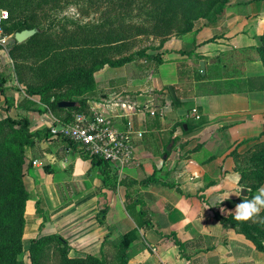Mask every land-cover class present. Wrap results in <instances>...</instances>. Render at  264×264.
I'll return each mask as SVG.
<instances>
[{
	"label": "crops",
	"instance_id": "obj_1",
	"mask_svg": "<svg viewBox=\"0 0 264 264\" xmlns=\"http://www.w3.org/2000/svg\"><path fill=\"white\" fill-rule=\"evenodd\" d=\"M263 31L264 0H230L219 19L164 49L161 63L145 76L123 81L122 70L108 66L103 80L95 73L91 114L111 117L121 131H144L134 135L133 159L122 169L94 163L80 146L50 136L48 127L62 122L65 111H25L30 130L37 131L24 149L31 231L39 224L46 232L70 227L76 245L97 252L103 242L109 248L132 231L128 264H264V250L215 217L234 215L238 203L264 187V179L256 184L250 178L256 168L249 161L264 142V88L256 81L264 67L255 51ZM175 50L189 54L191 76L182 81ZM201 60L205 74L196 77ZM18 97L6 107L21 113ZM176 97L180 104L173 103ZM148 177L153 181L142 186ZM126 185L140 199L134 211L144 210L146 222L126 211Z\"/></svg>",
	"mask_w": 264,
	"mask_h": 264
},
{
	"label": "trees",
	"instance_id": "obj_2",
	"mask_svg": "<svg viewBox=\"0 0 264 264\" xmlns=\"http://www.w3.org/2000/svg\"><path fill=\"white\" fill-rule=\"evenodd\" d=\"M57 0H0V8L8 12V19L2 21V27L7 34H14L23 29L40 28L42 31L35 33L21 43L11 38V48L9 54L15 61V71L19 79L23 81L22 98L19 108L25 111H46L53 114L65 111L62 122H71L75 114H91L89 111L90 94L96 89L94 74L104 65L119 67L127 62L135 60L136 55L145 53H131L120 59H111L100 55L101 43L107 38H112L115 32L102 27L99 24L87 28L85 37L78 39L74 36L60 38L56 32L51 31L56 26L54 18H48L44 26L41 25L40 13L47 9L48 5ZM109 1V0H108ZM116 1V0H111ZM229 0H143L148 5L147 15L154 29H160L172 23L176 11L181 12V19L187 21L189 26L185 31L189 32L192 27V19L203 17L208 4H217L216 12L223 10ZM139 0H118L119 5L130 6ZM142 3V4H143ZM214 21V18L212 19ZM189 30V31H188ZM185 33V32H184ZM185 33V34H186ZM116 36L120 37L119 34ZM211 40L208 39L206 41ZM255 51L264 67V31L258 36V43ZM181 54H187L179 50ZM146 62H154L155 65L161 63L160 54L145 55ZM179 81L191 76L186 62H177ZM196 77H202L200 70L196 71ZM260 88H264V75L257 78ZM252 81V79H249ZM4 80L0 79V91H4L2 85ZM38 97V101L45 107L36 109V102L33 99ZM62 100L75 102L74 106L61 108L58 103ZM173 103L180 104L178 97ZM11 105V104H10ZM9 105L5 108L8 112ZM35 108V109H33ZM15 134L16 138L7 135ZM37 131L30 130V120L27 116L14 120L5 117L0 120V228L10 227L5 238L0 241V264H26L21 259L23 247L22 236L25 227V210L29 200V194L24 186L23 166L26 162L24 148L32 145ZM85 157L92 162L100 164L107 162L98 157ZM256 168L250 177L259 184L264 179V142L250 156ZM103 184L116 189V183ZM153 181V178H145L140 184L146 186ZM256 193L252 190L249 195L251 200ZM140 204L134 191L126 185L124 207L129 215L137 221L144 219L145 211L141 208L136 212V205ZM138 214V219L136 218ZM215 217L225 225L235 228L246 238L251 240L259 251L264 250V225L258 222L259 218H264V210L259 213L257 222L253 220L236 221L233 214L222 216L219 213ZM133 232L129 231L119 236L117 243L109 248L101 246V256L86 255L78 259L79 264H128L127 248ZM49 236L56 237L58 243L64 246V240L57 234ZM37 244L31 246V259L34 263L36 259ZM67 249V247H66ZM32 263V264H33Z\"/></svg>",
	"mask_w": 264,
	"mask_h": 264
},
{
	"label": "rangeland",
	"instance_id": "obj_3",
	"mask_svg": "<svg viewBox=\"0 0 264 264\" xmlns=\"http://www.w3.org/2000/svg\"><path fill=\"white\" fill-rule=\"evenodd\" d=\"M142 3L143 0H139V2L130 6H124L119 5L118 0H57L53 4L48 5L47 9L45 8L43 13H40V20L42 22L40 26L46 25L48 18H54L56 26L51 31L56 32L57 36L60 38L74 36L81 39L87 36V28L84 26L87 25L88 27H91L94 24L106 27L107 32L108 30L115 32V35L112 38L109 37L106 41L101 43V49L98 53L106 56L107 58L118 60L131 53L136 54L138 52H144V55L138 53L135 60L118 67V69L122 70L125 74L123 75V78H125L123 81H126V79L129 81L134 79L133 81H135V79H137L135 77H139L142 73H144L145 76L147 74L146 70L152 69L155 66L154 62L145 61V55L157 53L163 55L164 52H166L163 51L164 49L167 50L168 48L173 47L177 48L178 45H175L176 41L186 33L185 30L189 27L187 25V21L181 19V12L176 11L174 17L172 16V23L168 24L166 27L162 25L160 29H153V25L149 23L150 21L148 20V5H146V3ZM227 3L221 13L219 11L216 12L218 7L217 4H208L207 9H205L206 14L203 17L192 19V27L189 30L192 31L193 28L196 29L199 26L207 25L209 22H212L213 18L214 20L219 19L222 16ZM37 29L39 30L37 32L42 31L40 28ZM117 34H119L120 37L116 36ZM10 48L11 43H9L6 49L0 51V79L4 80V84L2 85L4 91H0V120L5 117L17 120L22 116H25V110L20 108L19 111L21 113H18L16 107L13 106H11L13 108H9L8 113L4 112V108L7 104H14L17 92L18 95H22V90L25 84L16 74L15 61L9 54ZM172 54L176 59L182 60V62H186L189 59L188 53L183 55L179 53V51L175 50ZM107 66L108 65H104L97 71H100L98 75L101 74L100 77L97 75L99 80H103V74L101 71L103 72V68ZM108 67L112 68L110 66ZM19 98L20 97L17 98V103L20 100ZM33 99L37 100L38 97H34ZM36 107L39 109L45 108L42 104L38 103ZM7 114L10 115L7 116ZM91 115L92 114H87L86 116ZM72 117L74 118V116ZM51 126H53V124H51L50 127ZM50 127H48V132ZM7 136L10 138H16L15 134L11 133ZM27 169L28 160L26 157V162L23 166L25 173L24 176L27 173ZM23 183L26 188L24 177ZM28 206H33V203L31 201L29 203V200L26 208ZM100 214L101 213H99V216ZM101 219L102 218H97L96 220ZM89 221L90 219L87 220V223H89ZM73 223L74 220H69V226ZM44 228L45 224H39L36 231H31L25 222L24 234L22 236L23 251L21 259L26 264L33 263L30 257L31 246L35 244L38 245L39 249L36 250V259H34L33 264H79L78 259L84 258L86 255H95L96 252V256H101V249L99 250L100 252H97L93 251L90 247H86V245L85 248L80 245H76L74 239L76 238V235L70 227H66L64 230L65 233L59 232L58 229L46 232ZM9 230L10 227L7 226L0 228V241L5 238ZM50 234H57L61 236L64 240V246L58 243V239L56 237L49 236ZM118 240L119 239H116L117 242ZM89 241L86 242V244H88ZM102 245L103 243L101 246Z\"/></svg>",
	"mask_w": 264,
	"mask_h": 264
},
{
	"label": "built area",
	"instance_id": "obj_4",
	"mask_svg": "<svg viewBox=\"0 0 264 264\" xmlns=\"http://www.w3.org/2000/svg\"><path fill=\"white\" fill-rule=\"evenodd\" d=\"M7 19L8 12L0 8V48L3 50L12 38V34H7L1 24ZM191 112L192 116H198L196 109L193 108ZM143 132L130 127L121 131L114 126L111 117L102 114H75L71 122L53 124L49 130L53 138L66 139L80 146L86 155L115 163L120 169L133 159L134 135L142 136Z\"/></svg>",
	"mask_w": 264,
	"mask_h": 264
},
{
	"label": "clouds",
	"instance_id": "obj_5",
	"mask_svg": "<svg viewBox=\"0 0 264 264\" xmlns=\"http://www.w3.org/2000/svg\"><path fill=\"white\" fill-rule=\"evenodd\" d=\"M262 210H264V187L258 189V193L251 200L245 199L236 205L234 218L236 221L253 220L257 222ZM258 222L264 225V218H259Z\"/></svg>",
	"mask_w": 264,
	"mask_h": 264
},
{
	"label": "water",
	"instance_id": "obj_6",
	"mask_svg": "<svg viewBox=\"0 0 264 264\" xmlns=\"http://www.w3.org/2000/svg\"><path fill=\"white\" fill-rule=\"evenodd\" d=\"M37 31H39L36 28H31V29H23L21 31L15 32L12 37L16 40V42L21 43L27 38L31 37L34 35ZM199 70L200 74L203 76L205 74V62L201 60L199 62ZM172 90V89H171ZM75 102L73 101H67V100H62L58 103V106L61 108H68L74 106ZM169 149V147H168Z\"/></svg>",
	"mask_w": 264,
	"mask_h": 264
}]
</instances>
